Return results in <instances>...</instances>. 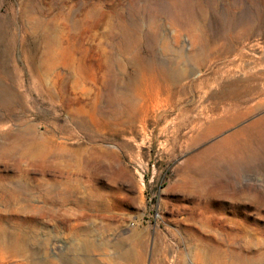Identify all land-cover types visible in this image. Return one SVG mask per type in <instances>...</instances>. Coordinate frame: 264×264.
I'll return each instance as SVG.
<instances>
[{
	"label": "rangeland",
	"instance_id": "1",
	"mask_svg": "<svg viewBox=\"0 0 264 264\" xmlns=\"http://www.w3.org/2000/svg\"><path fill=\"white\" fill-rule=\"evenodd\" d=\"M0 228V264L264 254V0H0Z\"/></svg>",
	"mask_w": 264,
	"mask_h": 264
},
{
	"label": "bare ground",
	"instance_id": "2",
	"mask_svg": "<svg viewBox=\"0 0 264 264\" xmlns=\"http://www.w3.org/2000/svg\"><path fill=\"white\" fill-rule=\"evenodd\" d=\"M61 186H65L64 189H57V188H60ZM68 187H70V186H68ZM68 187H67L65 182H62V183L60 182L58 184H53L52 186H47L44 189L46 194L50 195V197L45 202H46V204L51 205L50 208H48L47 206L44 207V210L46 211V213H51L52 210L54 208H56L58 205H60L64 200H69L76 194L77 191H75L74 189H68ZM74 188L76 189V187H74ZM61 199H63V200L60 201ZM5 233H7L6 230L3 228H0V237L5 235ZM4 241H3V243H4ZM15 244L19 245V243H15ZM0 246L4 247L3 245H1V242H0ZM85 247H86V249L90 247V244L88 241L86 242ZM18 249L19 248H17V250ZM10 250L12 251L13 248ZM17 250L15 251V253L17 252ZM23 251H25V250H23ZM18 252H20V251H18ZM13 253H14V251H13ZM20 253L22 255L25 254L22 252H20ZM119 257L121 259L125 260L127 263H129V262L132 263L131 261L133 260V255L129 249H125V250L123 249V253L119 254ZM177 259H178V261L176 264H184L181 256H179V258L177 257ZM203 262H204V259H203ZM204 263H207V264H264V254L258 253L257 255L255 254L253 256L252 255L249 256V255H244L243 253H240V252H233V253L226 255L225 257H220L216 253H212V254H210V256L207 257V259L205 260Z\"/></svg>",
	"mask_w": 264,
	"mask_h": 264
}]
</instances>
